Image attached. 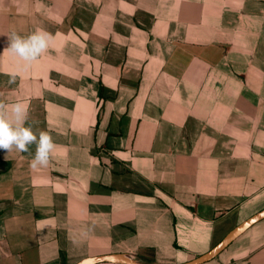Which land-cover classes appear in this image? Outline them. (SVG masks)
<instances>
[{"label": "crops", "instance_id": "1", "mask_svg": "<svg viewBox=\"0 0 264 264\" xmlns=\"http://www.w3.org/2000/svg\"><path fill=\"white\" fill-rule=\"evenodd\" d=\"M17 102L56 148L0 150V264L185 263L264 209V0H0ZM204 264H264V220Z\"/></svg>", "mask_w": 264, "mask_h": 264}, {"label": "clouds", "instance_id": "2", "mask_svg": "<svg viewBox=\"0 0 264 264\" xmlns=\"http://www.w3.org/2000/svg\"><path fill=\"white\" fill-rule=\"evenodd\" d=\"M51 39V34L42 29H37L27 37L13 34L9 38L8 50L21 60L31 63L46 51ZM9 82L14 83L15 77L13 76ZM26 118V105L19 102L9 105L0 104V150H5L7 153L13 150L23 153L29 151V145L35 144L36 152L30 164L31 168L36 170L38 167H47L50 153L56 145L47 131H40L37 137L31 127H25Z\"/></svg>", "mask_w": 264, "mask_h": 264}, {"label": "water", "instance_id": "3", "mask_svg": "<svg viewBox=\"0 0 264 264\" xmlns=\"http://www.w3.org/2000/svg\"><path fill=\"white\" fill-rule=\"evenodd\" d=\"M264 220V209L258 213L252 215L248 219L241 222L231 231H229L224 238L210 249L207 253L200 255L190 261L180 264H204L215 259L221 252H223L235 239L242 235L245 231L251 228L256 223ZM99 263H111V264H140L134 259L128 257L125 254H105L91 257H85L75 264H99Z\"/></svg>", "mask_w": 264, "mask_h": 264}, {"label": "rangeland", "instance_id": "4", "mask_svg": "<svg viewBox=\"0 0 264 264\" xmlns=\"http://www.w3.org/2000/svg\"><path fill=\"white\" fill-rule=\"evenodd\" d=\"M130 258H132V257H130ZM132 259H134L135 261H137L140 264H153V263L143 262V261H140V260L135 259V258H132Z\"/></svg>", "mask_w": 264, "mask_h": 264}]
</instances>
